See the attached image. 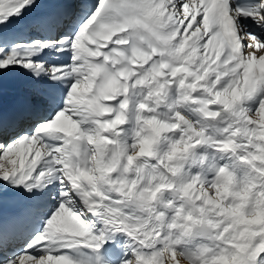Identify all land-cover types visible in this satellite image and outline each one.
I'll use <instances>...</instances> for the list:
<instances>
[{"label": "snow or ice", "instance_id": "obj_1", "mask_svg": "<svg viewBox=\"0 0 264 264\" xmlns=\"http://www.w3.org/2000/svg\"><path fill=\"white\" fill-rule=\"evenodd\" d=\"M0 264H264V0H0Z\"/></svg>", "mask_w": 264, "mask_h": 264}]
</instances>
